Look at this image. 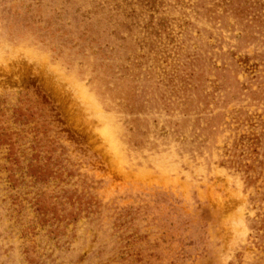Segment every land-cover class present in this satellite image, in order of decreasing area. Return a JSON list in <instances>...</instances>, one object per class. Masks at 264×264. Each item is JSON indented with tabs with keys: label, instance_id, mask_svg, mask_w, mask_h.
Here are the masks:
<instances>
[{
	"label": "rangeland",
	"instance_id": "1",
	"mask_svg": "<svg viewBox=\"0 0 264 264\" xmlns=\"http://www.w3.org/2000/svg\"><path fill=\"white\" fill-rule=\"evenodd\" d=\"M0 264H264V0H0Z\"/></svg>",
	"mask_w": 264,
	"mask_h": 264
}]
</instances>
